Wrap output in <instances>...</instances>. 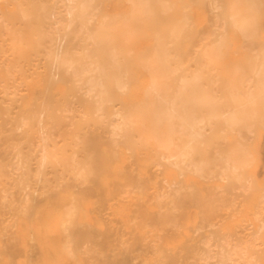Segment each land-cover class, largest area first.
Returning a JSON list of instances; mask_svg holds the SVG:
<instances>
[{
	"label": "bare ground",
	"instance_id": "bare-ground-1",
	"mask_svg": "<svg viewBox=\"0 0 264 264\" xmlns=\"http://www.w3.org/2000/svg\"><path fill=\"white\" fill-rule=\"evenodd\" d=\"M183 7V0H0V264H264L252 257V241L244 243L252 252L234 256L238 231L232 244L221 233L213 252L190 218L204 205L198 178L206 198L219 185H254L242 174L251 160L242 140L264 126V60L252 68L253 83L248 75L251 89L240 91L244 77L212 70L225 62V32L214 34L223 25L205 16L214 32L198 34L216 41L206 37L209 49L200 45L192 58L189 48L201 42ZM251 13L244 19L256 27ZM218 193L216 203L202 201L208 210L232 208ZM88 210L96 226L81 220Z\"/></svg>",
	"mask_w": 264,
	"mask_h": 264
},
{
	"label": "rangeland",
	"instance_id": "rangeland-1",
	"mask_svg": "<svg viewBox=\"0 0 264 264\" xmlns=\"http://www.w3.org/2000/svg\"><path fill=\"white\" fill-rule=\"evenodd\" d=\"M221 0H218L217 1V3L215 4V2H216V0H215V2H213V0L212 1H210V0H183V2L185 3V8L183 7L182 8V11H183V15H185V16H187L188 17V19H189V22H190V24H191V26L193 27V32L195 33V34H198V33H203V30L205 31L206 29H209V31L211 30L210 28L211 27H208L209 25H208V23L212 26L213 24V26H215V24L216 25H219V27L218 28H221L222 27V25H223V28H221L222 30H223V32L220 30V31H218L217 33H214L215 35L217 34H219V33H224V38H225V41L227 42V46H222L221 47V49L222 50H224L225 52H224V54L222 55L223 56V58H224V60H225V62H222V63H218V64H215V66L213 65V67H212V70H214V71H217L218 69H224V68H227L228 69V71H229V73L230 74H233V75H237V76H239L240 78L241 77H244V78H241V80H242V82L244 83H242V85H240L239 86V89H240V91H242V92H246V90H250L251 89V87H249V88H247L246 86H247V84H249L250 86H252L251 85V83H253L252 81V78L255 76V74H256V70H253L254 69V64H255V68H257V66H259L260 67V64H262L261 66V70L263 71V73H264V53H262L263 51H264V0H239V1H237V0H235V2H236V5H235V3H234V1L233 0H225V2H221V3H218V2H220ZM231 1H233V3H234V9L233 8H231L232 10H230L228 7H227V5H229V2H230V4H231ZM244 1V2H243ZM255 1V2H254ZM211 2V3H210ZM246 2V3H245ZM251 2V3H250ZM205 3V4H204ZM254 3L256 4V5H254ZM208 4H210V5H208ZM211 4H215V5H217L216 6V11L219 13V11L221 12L220 13V15L222 16V14H223V11H224V9H225V11H226V13H227V19L229 20V22L227 21V23H225V22H223L224 20H221V19H224V17L222 16V18H221V16H219V14L213 9L214 8V6L213 5H211ZM227 4V5H226ZM246 4V5H245ZM258 4V5H257ZM187 5V6H186ZM189 5V6H188ZM206 5V6H205ZM224 5V6H223ZM260 5V6H259ZM211 6H213V8H211V9H213V12H211L210 13V11H212L211 9H210V7ZM223 6V7H222ZM231 6V5H230ZM247 6V7H246ZM257 6H259V7H257ZM238 8V9H237ZM256 8L258 9V10H256ZM208 9V10H207ZM231 11H229V10ZM237 9V10H236ZM246 9H248V10H246ZM219 10V11H218ZM235 10V11H234ZM250 10H254L252 13H251V11ZM214 11H215V13H217V14H215L214 13ZM197 12V13H196ZM200 12H203V13H200ZM209 12V13H208ZM229 12L230 13H233V14H236V16L239 18V20H244V21H246V23H244V26H245V28L244 27H241V25L240 24H235V23H233L232 21H231V19H230V17L232 18V14H230V17H229ZM256 13V17H255V19H256V21H257V23H256V27L255 26H250V23L253 25V23H252V21H254V20H250V21H247V19H244L246 16H248L250 13L251 14H253V13ZM240 13V14H239ZM212 17H211V16ZM240 15V16H239ZM242 15V16H241ZM254 15V14H253ZM198 16V17H197ZM205 16H208V20H209V22L207 23V22H205V21H208L207 19H206V17ZM210 16V17H209ZM197 19H196V18ZM229 17V18H228ZM252 17V16H251ZM250 17V18H251ZM213 18V19H212ZM247 18H249V17H247ZM249 18V19H250ZM248 19V20H249ZM211 20H213L212 21V23H210L211 22ZM217 20V21H216ZM192 22V23H191ZM216 22V23H215ZM235 24V25H234ZM247 24H248V26H247ZM221 25V26H220ZM234 25V26H233ZM212 26V27H213ZM214 28H216V27H214ZM240 28H243L244 29V31L246 30V32H248V34H249V32H250V34H253V32H255L256 31V29H257V31L255 32V33H257V34H255V35H251V37H250V35H249V37H247V38H245V36H242V33H243V29L242 30H240ZM254 28V29H253ZM256 28V29H255ZM252 29V30H251ZM202 30V31H201ZM253 30H255V31H253ZM199 31V32H198ZM208 31V30H207ZM241 31H242V33H241ZM211 32H214L213 30H211ZM246 32H244L243 34H245ZM252 32V33H251ZM200 34H198V37H199V40H200V42H201V44H199V45H197V46H194V48L193 47H191V48H189V50H191L190 51V53H189V56H190V54H191V56L190 57H192V58H197V57H195L196 55L197 56H199L200 57V55L202 54L201 52L203 51V49H205V48H207V47H205V48H203L204 46H203V44H205V42H204V40H206V37H208V36H210V41H209V39L208 40H206V42L207 41H209L208 42V44L211 42V40H213V42H215L216 40H215V38H214V35H213V37H211L212 36V34L213 33H206V34H210V35H207L206 37L204 36L205 35V32L203 33L204 35H202V38H201V36H200ZM247 34V35H248ZM216 35V36H217ZM215 36V37H216ZM202 39V41H201V39ZM248 39V40H247ZM246 42H245V41ZM244 41V42H243ZM251 41V42H250ZM204 42V43H203ZM203 43V44H202ZM252 43V44H251ZM258 43V44H257ZM213 44V43H212ZM201 45V47L203 48V49H201V47H199ZM250 45V46H249ZM261 45V46H260ZM207 46V45H206ZM210 46V48H211V44L210 45H208V47ZM254 46H255V48H254ZM262 46H263V51H261L260 49L262 48ZM196 47H198V48H196ZM246 47H248V48H246ZM200 49H201V51H200ZM207 49H209V48H207ZM253 49H254V51H253ZM258 49V50H257ZM200 51V53H197V51ZM253 51V52H252ZM260 51H261V53L262 54H260ZM196 52V53H195ZM255 52V53H254ZM200 54V55H199ZM256 54L258 55L257 56V58H256V61L254 60L255 59V56H256ZM195 55V56H194ZM204 55V54H203ZM260 55L263 57V59H262V57H260ZM203 57V56H202ZM201 57V58H202ZM251 57H253V58H251ZM260 59H262L260 62H259V60ZM263 61V62H262ZM262 62V63H261ZM260 63V64H259ZM204 64V63H203ZM237 64V65H236ZM250 64V65H249ZM198 65H199V63H198ZM200 65H202V64H200ZM205 65V64H204ZM235 65H236V67H238L239 69L238 70H236L235 69ZM241 66H242V68H241ZM252 66V67H251ZM253 68V69H252ZM263 68V69H262ZM236 71H235V70ZM242 69V70H241ZM239 70H241V71H239ZM243 71V73H245V75H243L241 72ZM261 71V72H262ZM250 72H252V73H250ZM242 74V76H240ZM252 74V75H251ZM248 75H250L251 76V83L250 82H248V79H250V77L248 76ZM253 76V77H252ZM246 77H248L247 79H245ZM247 80V82L248 83H245V81ZM245 87V88H244ZM246 94V93H245ZM263 111V112H262ZM261 113H264V107H263V109L260 111ZM260 113V114H261ZM264 115V114H263ZM258 124V123H257ZM257 124H255V126L253 127V134H252V136L250 135L251 133H252V129H251V133L249 134V135H247L246 133L247 132H245V130H247V129H245L243 132L248 136V137H251L250 138V140H242V138H241V140L244 142H246V144H245V142H244V146L245 147H247L248 149H249V152L248 153H250L249 154V156H247V162L249 161V165H247V166H244L243 167V169H242V174L244 173V172H246L245 174L246 175H249L250 177H248V178H246V179H248V181L249 182H253V184L256 186H254V185H252L249 189H248V187H243L242 185L240 186V187H242V188H239L238 186L240 185H237L238 183H231V184H234L233 186L235 187V188H230L228 191H225V189H223V185L221 186V185H219V186H221V188L218 186V188H220V189H218L217 188V186H216V190L214 191L215 192V194L216 193H218V192H216L217 190L219 191V193H222V191L225 193H223V194H219V196L221 195V198H222V195H225V196H227V199L229 198V197H231V198H229L230 200H232V201H230V202H228L227 200V203L229 204V206H233L232 208H233V210H232V208L231 207H228V208H226L225 206L223 207V205H224V201H222V200H219V206H220V204H222L219 208V210H217V211H211V210H208V208L205 206V203L204 202H206L205 200L207 199V198H209V199H212L213 200V196L215 195H211L212 196V198L211 197H209V195H208V197L206 198V196H205V190L203 189V187H204V183H203V181H202V179L201 178H198L197 180H196V185H197V188H198V190H199V197H201L200 199H201V202L199 203L198 202V204L200 205L201 203H203L204 205H202L201 204V206H198V205H196V206H193L192 208H191V221L193 222V223H197L198 222V230H199V232H198V230L196 231L204 240H206V242H209V243H211V244H213V252L215 251V247H216V245H215V247H214V244H216V243H220V242H223V240H221V239H223V237H224V242H225V238H226V241L228 242V243H230V244H232L233 242H234V240L238 237V236H240V237H238L237 239L239 240V242H240V244L239 245H241V251H240V249H238L237 251H239V253L236 251V252H234L235 254H234V256H236V257H239L240 258V255H242V254H240V252H242L243 251V249H245L247 252H249L251 249L250 248H248V247H246V246H249V245H251V241H252V245L253 246H257V248L256 247H254V250H253V254H254V251H255V255H252V257L254 258V259H258V260H260V261H262V262H264V228H262V226H261V224H260V226L261 227H259L258 228V226H259V223L261 222H264L263 221V219H264V213H263V211H264V130H263V125H264V123L262 122V124H261V122L259 123V124H261L263 127H261V126H259V125H257ZM250 130V129H249ZM243 133V134H244ZM244 134V135H245ZM244 135H242V136H244ZM246 135L244 136V138H246V139H249V138H247L246 137ZM248 153H247V155H248ZM245 175V176H246ZM244 176V177H245ZM251 178V179H250ZM252 178L254 179L253 181H252ZM242 179H243V177H242ZM251 180V181H250ZM210 182H213V183H215V182H217V180L215 179V178H210V180H209ZM242 181V180H241ZM247 181V180H246ZM245 181V186H246V184H247V186H248V182H246ZM234 182H238V181H234ZM239 183H241L240 181H239ZM242 184V183H241ZM250 184V183H249ZM203 185V186H202ZM237 185V186H236ZM233 186H231V187H233ZM230 187V186H229ZM205 188V187H204ZM232 189V190H231ZM237 191H236V190ZM243 190V192H244V195H242L243 194V192H240L239 190ZM220 190H222L221 192H220ZM230 191V192H229ZM232 191V192H231ZM228 192V193H227ZM235 192V193H234ZM246 194V195H245ZM234 195H236V197L234 196ZM261 196V197H260ZM215 199H217L218 200V198H220V197H218L217 198V194H216V197H214ZM242 198V199H241ZM262 199V200H259V199ZM209 199H207V200H209ZM215 199L213 200V201H215ZM217 200L215 201V203L217 202ZM224 200V199H223ZM234 200V201H233ZM259 200V201H258ZM202 201H204V202H202ZM208 202V201H207ZM221 202V203H220ZM234 202H235V204H234ZM226 203V202H225ZM226 205V204H225ZM259 205H260V207H261V209H260V207H259ZM226 206H228V205H226ZM235 206L236 207H238V208H235ZM199 207V208H198ZM202 207V209H201V212L203 211L204 213H206L205 211H207L208 213L210 212V214H208V213H206V214H208V215H206V214H204L203 213V215L204 216H206V217H210V219H205L204 218V216H203V220H205L206 222L208 221V220H210V221H213V226H212V224H210L209 222H207V224L208 225H210L209 227H208V225L202 220V213L200 212V208ZM205 207V208H204ZM257 207V208H256ZM207 208V209H206ZM259 208V209H258ZM263 209V210H262ZM234 210H236V211H234ZM219 211V212H218ZM250 211V212H249ZM237 212V213H236ZM256 212H258V214H263L262 216V220L261 219H258V217H255V216H253V215H256ZM199 213V214H198ZM212 213H214V214H212ZM217 213V214H216ZM221 213V214H220ZM216 214V215H215ZM220 214V215H219ZM222 214H223V216H222ZM215 216V219H216V222H215V219H214V216ZM216 216H218V220H217V217ZM222 217V219L220 220L219 219V217ZM198 217L199 218H201V220H199L198 219ZM220 217V218H221ZM224 217V218H223ZM243 217V218H242ZM80 218H81V220L83 221V222H86V223H88V224H90V225H92V226H96L97 224H98V217H97V215L94 213V212H90V210H88V211H86V212H81L80 213ZM242 218V219H241ZM254 218V219H253ZM212 219V220H211ZM259 220H260V222H259ZM200 221H201V223H202V221L204 222V224L202 223V227H201V223H200ZM248 223V224H245V223ZM212 223V222H211ZM216 223V224H215ZM250 223V224H249ZM214 224H215V226H214ZM235 224V225H234ZM251 224H252V226H251ZM203 225H204V227H203ZM205 225H207V227L205 226ZM218 226V228H217V226ZM239 225H241V226H239ZM244 225V226H243ZM246 225V226H245ZM250 225V226H249ZM235 226V227H234ZM236 226H237V228H236ZM239 226V227H238ZM199 227L201 228V229H199ZM248 227H249V229H248ZM253 228V229H251L252 230V232L251 233H249L251 230H250V228ZM264 227V226H263ZM209 228V229H208ZM255 228V229H254ZM259 229H261V230H259V232H258V230ZM207 230V231H206ZM248 230H250V231H248ZM211 231H213V233L215 234H219V237H220V239H219V237H218V235H216V239L214 238L215 237V235L213 236V237H210L211 236V234H206V233H208V232H210L211 233ZM229 233H227V232ZM238 231L240 234H238V236L236 237V238H234L235 236V234H236V232ZM255 231H257V235H256V232ZM237 232V233H238ZM253 232H255V233H253ZM212 233V234H213ZM221 233L222 234H225L226 233V235H221ZM242 233V234H241ZM205 235H208V237L207 236H205ZM223 236V237H221V236ZM229 235H230V237H229ZM260 235H261V240H259V238H260ZM232 236V237H231ZM253 236V237H252ZM259 238H258V237ZM207 237V239H205ZM214 238V242H212L213 239ZM248 238H250V239H248ZM209 239V240H208ZM236 239V240H237ZM243 239H246V241L245 240H243ZM247 239H248V242H247ZM208 240V241H207ZM217 240V241H216ZM253 240H254V242H253ZM241 242H242V244H241ZM246 243H250L249 245L248 244H246V246H244ZM253 246H251L252 248H253ZM258 246L259 247H261L259 250H258ZM239 248V247H238ZM246 248H248V250L246 249ZM255 248L258 250L257 252H256V250H255ZM251 252H252V250H251ZM237 253V254H236ZM244 253V252H243ZM238 254H240V255H238ZM247 254V253H246ZM258 254V255H257ZM232 255H233V253H232ZM257 255V256H256ZM243 257H244V255H242ZM248 255H246L245 257H247ZM259 256V257H258ZM214 257H216V255L214 256Z\"/></svg>",
	"mask_w": 264,
	"mask_h": 264
}]
</instances>
